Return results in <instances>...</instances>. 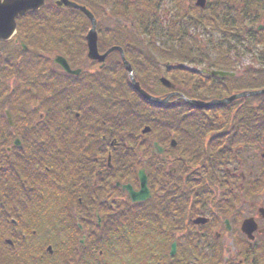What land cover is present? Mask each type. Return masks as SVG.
Instances as JSON below:
<instances>
[{
  "label": "flooded vegetation",
  "instance_id": "obj_1",
  "mask_svg": "<svg viewBox=\"0 0 264 264\" xmlns=\"http://www.w3.org/2000/svg\"><path fill=\"white\" fill-rule=\"evenodd\" d=\"M194 6L203 11L206 3L204 8ZM176 15L178 18L179 13ZM25 16L16 20L14 36L0 42L6 43L8 49L6 54L0 51V264H115L108 256L111 253L104 255L107 242L103 234L109 227H116L120 216L129 219L131 214L149 212L161 218L162 200L172 195L155 198L156 186H149L150 179L165 181V166L167 175L175 176L172 165L179 164L181 157L172 150L176 146H162L160 154L152 147L155 142L165 144L160 108L151 107L155 114L149 118L150 125H142L149 127L150 132L142 133L141 128L139 139L134 138L130 145L128 122L115 116L120 112L115 101L119 105L124 97L129 104L130 86L118 52L111 54L114 57L108 67L110 74L102 82L98 75L102 70L100 62L87 58L86 41L85 51L69 43L79 41L80 33L53 36L60 41L59 54H53L56 49L51 44L53 49L48 46L44 54L36 52L42 58L38 59L29 50L31 44H25L34 36L32 21ZM100 19V24L107 25V33L97 34L98 38L129 37L111 32L109 22L125 24L121 18L108 14L106 19ZM60 23L67 31L65 23ZM83 37L85 40L86 35ZM56 56L65 59L70 71L80 73L64 71L54 63ZM124 56L127 59L125 51ZM137 76L140 79L139 73ZM139 82L156 98L180 90L175 86L160 91L150 78L147 84L146 78ZM169 100L178 103L181 98ZM130 152L148 177L150 198L144 202H132L124 188L130 185L138 190L136 181L129 176ZM240 164L243 170L253 163ZM242 175L245 172H239L241 193L234 196L235 211L222 208L224 195H220L218 204L206 209V225H201L206 226L205 264H264V217L259 214L260 203L255 194L258 180L247 177L251 181L242 187L246 181ZM173 214L167 216L172 220L167 229L171 232L178 230ZM246 220L257 226L252 238L242 231ZM142 233L153 236V241L157 239L155 243L151 240L145 254L155 264H185L193 254L189 240L179 259L178 243L171 241L168 234L162 237L161 229ZM131 236H127V241H131ZM174 243L175 255L171 256ZM238 244L243 248H237ZM105 249L109 251L111 247Z\"/></svg>",
  "mask_w": 264,
  "mask_h": 264
},
{
  "label": "trees",
  "instance_id": "obj_2",
  "mask_svg": "<svg viewBox=\"0 0 264 264\" xmlns=\"http://www.w3.org/2000/svg\"><path fill=\"white\" fill-rule=\"evenodd\" d=\"M70 1L85 6L93 14L97 23L100 18L106 19L108 14L117 16V18L123 15L136 18L131 20V26L128 30L123 31L121 25L124 24L118 22H115L118 24L116 28L112 27V34L128 35L129 37H116L113 40H107L98 38L97 35V49L99 51H105L112 46L121 47L123 52L125 51L127 59L130 61L136 75L137 73L141 74L145 72L146 77L157 84L159 76L175 78L178 80L176 82L177 85L182 86V88L190 83L193 86L190 89H185L186 92L188 90H194L197 96H189L187 94L188 98L197 99L199 97L198 95L207 97L199 98L203 101L220 100L233 94L264 89V67L255 70L248 68L237 73L230 57L233 49L230 46V42L232 40L238 42L237 37H248L251 40L250 42L256 45L260 49V52L264 53V28L257 30L260 26L258 21L261 18L264 21V0H217L215 2V8L212 5V1L207 0L205 8L207 23L205 22V24L194 12L199 9L193 6L192 10L187 12V16L191 18V21L198 26L207 25L212 30L218 32L219 39L210 40L208 44L210 50H207L208 48L206 49L205 47L203 48L197 38L195 39L191 35H188L185 29H180L175 24H169L167 31L163 32L159 20L155 17L152 10L149 9L152 1H154L156 6L159 0ZM103 6H107V9L103 8ZM208 9L212 13H209ZM25 18H29L32 21L31 24H33L34 33L33 38L26 40L25 44H31L29 45V50L34 52L36 57L37 51L40 54H44L45 51H48V46L51 47V44L56 49L53 54H59L60 41L56 37L65 33H80L81 38H79V41L69 43L77 49L85 51L86 45L83 36L87 34L90 23L79 11L65 7L57 8L53 4V0H46L45 5L40 10L27 13ZM43 20H50V22ZM60 21L65 23L67 31L63 30V24ZM99 27H96L97 34L103 35L107 33V25L106 27ZM242 28L244 29V33L241 30ZM254 29L256 34L253 32ZM153 33L158 36L159 41H153L149 38ZM55 35L56 37L53 38ZM0 46L2 54H6L8 50L6 43H0ZM209 52L215 53L216 56L210 57ZM82 56L84 59V55ZM112 57L114 55H111L108 58L109 60L107 59L108 61L104 64L105 67L99 71L98 75L101 77L99 79L100 82L105 81L103 78L110 74L108 67ZM46 59L47 57H44V60ZM144 60L145 62L143 63ZM159 60L164 62L162 69H159ZM202 62L207 65V70L226 71L234 73L235 76L218 79L202 75L197 71L187 68L183 69V67L172 66L174 63L180 65V63L200 64ZM167 64L168 66L166 67ZM146 82H148L147 78ZM114 98L118 99L116 96ZM123 98L121 97L119 105L115 101V107L120 111L119 114L116 112L115 116L116 119L120 118L128 122L130 145L134 142V138H138V133L142 125L144 123L150 125L149 118L155 114L153 109L160 108L162 111V132L164 131L166 136L173 134L171 129L175 126L171 127V125L176 121L178 123L177 129L180 128L181 134H184V136L177 135V149L182 157L179 161L180 172L183 173L186 171L183 165L196 168L198 172L188 181L189 188L186 197L180 198L179 194L184 193L180 190L176 194L178 201L176 199L162 201V206L159 208L162 215L161 218L149 212L131 214L129 219H126L125 216H120L115 223L116 227L112 229L109 227V230H106L107 232L103 234L107 242L104 245L105 248L111 247L109 251L103 248L105 251L104 255L106 252L110 253L114 248L117 249L120 244L126 248L127 254H129L130 250L132 248L134 249V247L129 245L130 241H127L128 235H137L138 238H142L141 233L143 230L150 229L153 224L154 226L152 228L156 224L166 223L169 218L167 216L171 213L175 214L177 225L181 227L184 216L190 212L187 209L188 198L193 196L192 202L194 203L193 206L195 209L202 205L206 201V197L210 196L205 185L206 180L208 179L210 183H215L217 179L231 178V174L227 172H229L230 165L237 157L240 148L242 150L249 145L254 146L256 143L262 140L264 141V95L251 96V100L247 103H245L243 98L228 105L213 106L203 110L194 109L183 102L164 106H149L152 109L146 106L131 86H129V104ZM205 159L206 162H204ZM203 163L206 164V167L202 166ZM140 165L139 160L131 153L129 176L131 178L133 177L134 180H136L135 173ZM223 171L227 174L222 175L221 173ZM263 184L264 171L259 174L257 187L259 185L261 189ZM194 187L199 189V193H194ZM233 200H235L233 196L225 197L222 200V208H226L227 210L231 209L228 203H233ZM127 232L129 233L127 234ZM123 234L126 235V238ZM136 248L137 244L135 245Z\"/></svg>",
  "mask_w": 264,
  "mask_h": 264
},
{
  "label": "rangeland",
  "instance_id": "obj_3",
  "mask_svg": "<svg viewBox=\"0 0 264 264\" xmlns=\"http://www.w3.org/2000/svg\"><path fill=\"white\" fill-rule=\"evenodd\" d=\"M55 1L56 0H54V2ZM196 1L197 0H159V3H156V6H155L154 1H152L149 9L152 10L155 17L159 20L163 32L167 31V27H169V24H175L176 26H179L180 29H185L187 31L188 35H191L195 39L197 38V40L202 44L203 48L205 47L206 49L208 48L207 50H210V48L208 47L210 40L219 39V35H217L218 32L216 30H212L207 25H199V26L195 25L194 22H192L191 19L188 18L187 12L189 10H192V7L196 3ZM211 1H212L213 7L215 8L216 7L215 2L217 0H211ZM103 8L107 9V6H103ZM176 12L179 13L178 18H177ZM194 12L198 18L202 19V22H204V24H205V22L207 23V17H205L207 15V13L205 12V10H203V11L195 10ZM208 12L212 13V12H210V9H208ZM113 17H117V16H113ZM119 18H121L125 23L124 25H121V29L123 31L128 30L130 28V26H131L130 19L131 20L136 19V18H131L127 15L119 16ZM109 23L112 25L113 28H116V26H118V24H116L114 21L113 22L110 21ZM258 24L264 26V21L262 18L258 21ZM99 26H101V27L105 26L106 27V24L105 23L100 24V22H99ZM255 29L253 30L254 33H255ZM241 30L244 33V29L242 28ZM149 38L152 39L153 41H159V38L155 33H153ZM222 38L224 39L223 35H222ZM237 38H238V42H234L233 40H232L233 42L232 41L230 42L231 43L230 46L233 48L231 53H230V57L232 59L233 65L235 66V68L237 70V73H240L244 69H248V68H253L255 70V69H259L260 67H264V53L260 52V49H258L256 45H254L252 42H250L251 40L248 37H240V38L237 37ZM213 43H215V42H213ZM115 47H119V46H112V48H115ZM119 48L122 49L121 47H119ZM208 54L211 55L210 57L216 56V54L213 52H209ZM144 62H145V60L143 61V63ZM158 63H159V69H162L164 67V62L159 60ZM172 66H176V67L179 66V67H183V69L187 68L189 70H193V71H197V72H199L200 69L207 68V65L204 64L203 62L200 64H196V63L195 64H188V63L181 64L180 63V65H177L174 63V64H172ZM144 73L145 72H142L140 74V76H139L140 79L141 78H147V80H148L149 78L146 77V74H144ZM167 79L172 84L177 85V83H176L178 81L177 79H175V78L174 79L173 78H167ZM192 86H193L192 84L188 83L183 88H182V86H179V89H180V91H182L186 95L188 94L189 96L190 95L197 96L195 94L194 90H188V92H186L185 89H190V88H192ZM157 89L160 91H162V90L166 91L165 89H162L161 87H157ZM198 96L199 97L197 99H199L200 97L201 98H207V97H202L200 95H198ZM250 98H251L250 96L245 97L244 98L245 103L249 102L251 100ZM186 99H188V98H186ZM200 101H202V100H200ZM244 101L242 100V102H244ZM208 108H210V107H204L201 109H208ZM222 111L226 112L224 110H222ZM172 126H175L173 129L170 128L172 133H173L172 138L177 139V135L184 136V134H181V129L180 128L177 129L178 123L176 121H174V124L172 123L171 127ZM149 145H151L150 141H149ZM240 151H241V153H240ZM240 151H238L237 157L235 158L234 162L231 163L230 170H228L229 172H227L228 174H231L232 178H230L228 176L229 178H227V179H225V178L223 180L217 179V180H215V183H210V181L207 179L208 181L206 180L205 185H206L207 190L209 191L210 196H209V198L207 196L206 201L202 205H200L199 207H196V209L194 208V206H193L194 203L192 202L193 196H190L188 198L187 209L190 212H188L189 214H186L184 216L183 224L181 227H178L177 231L171 232L170 230H167V229H169L170 225H164L163 223L156 225L157 226L156 230L161 229L163 231V234L161 235L162 237H166L163 235L168 234L169 238L171 237V239H172L171 241L176 240V242L178 243V247H177L178 255L177 256L179 259L181 258L182 248L184 247L185 242H188V240H189V242L192 243V246L194 247L195 252H193V254H191V256L189 257L190 259L185 264H205V261H206V226H204V227L194 226L192 224V220L197 218V217H205L206 218V209H209L211 206L214 207L216 204H218L219 203L218 199H219L220 195H224L226 197H228V196L234 197V196H237L239 193H241L240 188L238 187V185H240L239 183L241 180V177H239V172H241V171L245 172V175H242V178L246 179V181L242 184V187H245V185L251 181L250 179L247 180V177H249V178L251 177L253 179L258 180L259 174L263 173V171H264V161L261 159L262 158L261 155H264V141L263 140L261 142L256 143L254 146L249 145L242 150L240 148ZM174 152L179 154V150H177V149ZM195 155H198V154H195ZM180 157H181V155H180ZM204 162H206V159L204 160ZM240 163H242V164L253 163V164L251 165V168H243V170H242L241 169L242 166ZM199 165H201V164H199ZM183 166L186 168V171L182 173L179 170V164H177V165L173 164L172 165V167L176 168V175L175 176L172 174L167 175V172H166L167 167L165 166V169H164L165 172L164 173H166V176H164V179L166 182L164 180L160 179L159 182L153 183L152 180L150 179L149 186L152 187L153 189L155 186H157L155 188V192L153 190V193L155 194V198L158 195L166 194V195H172L173 198L169 196L168 198H165L163 200H169V199L175 200L176 199V201H178V196L176 194L180 190H181V192H184L182 194H179L180 198L186 197L188 195L187 194L188 188H189L188 187V181L195 174H197L198 169L193 168L191 166H185V165H183ZM202 166L206 167V164L203 163ZM202 166H200V167H202ZM249 172H252V174H249ZM225 173L226 172L223 171L221 174L225 175ZM225 183H227V184H225ZM229 190H230V192H228ZM194 193H196V194L199 193V189L194 187ZM255 194H257V200L260 203L259 206L264 207V184H263V187L261 189L258 185V189L255 190ZM235 199H236V197H235ZM227 200L229 201L228 198H227ZM233 201H234L233 203L229 202L228 204H229V206H231L232 210L235 211L237 208V204H236L235 200H233ZM152 226H154V225H152ZM128 233L129 232H127V234ZM236 236H238V235H236ZM141 237L142 238H138L137 235H132L131 238L128 239V240H131L129 242V245L134 247V249L132 248L130 250L129 254H127L126 248L121 244L117 247V249L114 248V250H112L110 252L111 254L109 256L113 259L115 264H148L144 260L145 254H146V250L144 248L150 244L151 240L153 241V239H152L153 236L151 238H149V236L147 234L141 233ZM156 241H157V239L155 241H153V243H155ZM168 242H169V240H168ZM263 242L264 241H262V243ZM125 243H126V241H125ZM160 243H164V242L160 241ZM136 244H137V248L135 249ZM242 246L243 245L238 244L236 247L241 249V248H243ZM139 247H140V249H139ZM152 264H155L153 259H152ZM163 264H165V263H163Z\"/></svg>",
  "mask_w": 264,
  "mask_h": 264
},
{
  "label": "water",
  "instance_id": "obj_4",
  "mask_svg": "<svg viewBox=\"0 0 264 264\" xmlns=\"http://www.w3.org/2000/svg\"><path fill=\"white\" fill-rule=\"evenodd\" d=\"M205 0H197L196 5L199 7H204ZM44 5V0H0V40L5 41L12 37V35L15 32V19L19 16L24 15L25 13L29 11H37L39 8H41ZM55 5L58 8L64 7H70L77 10H80L84 13V15L90 20L92 28L87 34L86 41H87V47H88V53L87 57L92 60H97L99 62H103L104 59L113 51H119L121 57H123L122 52L118 48H112L109 49L106 53L103 55H99L97 51V37L95 32V26L96 22L92 14L86 10L82 6H78L69 0H57ZM123 59V58H122ZM55 62L59 64L65 71L69 72V68L61 57H58ZM125 63V67L129 75L131 76V69L129 65ZM209 76H216L219 78L224 77H233L234 74L223 72V71H204ZM73 74H78V71L73 72ZM161 83L168 87L172 88V85L165 79H161ZM133 88L136 92H138L143 98L153 101L155 103H167L168 99H154L144 93L139 85L132 80ZM254 95H264V89L253 91V92H244L232 95L228 98H224L222 100H212L209 102H201V101H187V103L191 106H194L196 108H204L209 106H215V105H228L236 100H239L241 98L247 97V96H254ZM147 131V129H146ZM155 148L157 152L159 153L161 150L155 145ZM138 179H139V190L137 192H134L130 186H126V189L128 191L129 197L132 202H142L149 198V191L147 189V178L145 176L144 171H140L138 173ZM259 212L264 216V209H260ZM205 223V220L197 219L194 221V224H200ZM255 230V225L251 220H247L244 222L242 226V231L247 234L250 238L252 232ZM174 252V247L172 248L171 254Z\"/></svg>",
  "mask_w": 264,
  "mask_h": 264
}]
</instances>
